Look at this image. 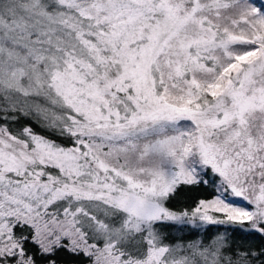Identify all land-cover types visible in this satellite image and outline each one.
<instances>
[{
  "label": "snow or ice",
  "instance_id": "snow-or-ice-1",
  "mask_svg": "<svg viewBox=\"0 0 264 264\" xmlns=\"http://www.w3.org/2000/svg\"><path fill=\"white\" fill-rule=\"evenodd\" d=\"M0 264H264V0H0Z\"/></svg>",
  "mask_w": 264,
  "mask_h": 264
}]
</instances>
